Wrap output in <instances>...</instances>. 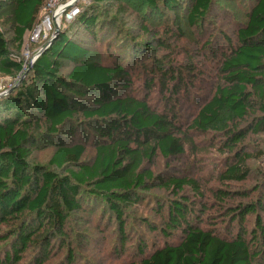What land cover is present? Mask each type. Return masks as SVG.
<instances>
[{
	"label": "trees",
	"instance_id": "obj_1",
	"mask_svg": "<svg viewBox=\"0 0 264 264\" xmlns=\"http://www.w3.org/2000/svg\"><path fill=\"white\" fill-rule=\"evenodd\" d=\"M117 1L93 0L77 23L99 40L93 31L92 4ZM140 1L147 8L161 10L163 17L171 12L174 22L185 14L189 24H197L212 5V0ZM254 1L236 42L222 57L212 96L197 108L187 130L173 115L156 111L145 99L125 92L131 84L121 61L87 60L88 50L65 29L40 48L46 46L30 63L27 79L14 95L0 101V247L5 248L0 264H17L29 250L34 264L45 260L51 240L65 235L68 218L80 210L83 192L104 203L122 233L125 210L147 202L151 195L146 193L156 187L174 195L163 203L156 201L155 209L164 236L176 231V240L147 253L146 244L140 243L139 259L126 264H264V205L260 200L227 205L232 191L216 190L222 213L231 214L239 228L235 235L223 236L200 225V214L182 193L190 189L199 195L195 179L175 175L163 179L147 168L158 156L166 160L184 154L185 142L194 147L191 134L212 133L219 138L218 148L231 156L217 173L219 183L248 178L246 161L252 155L243 153L239 145L249 134H264V0ZM45 2L0 0V22L10 28L15 51L37 23ZM175 31L180 32L179 26ZM146 49L152 50L150 45ZM15 51L0 31L1 75L19 78L24 72ZM67 63L71 68L63 74ZM155 66L167 77L163 65ZM74 134L80 141L64 140ZM88 142L94 155L85 163L81 158ZM43 143L55 145L48 163L60 174L31 163L32 150ZM260 157L264 159V145ZM248 214L256 217L250 231L244 227ZM145 225L150 226L149 221Z\"/></svg>",
	"mask_w": 264,
	"mask_h": 264
},
{
	"label": "rangeland",
	"instance_id": "obj_2",
	"mask_svg": "<svg viewBox=\"0 0 264 264\" xmlns=\"http://www.w3.org/2000/svg\"><path fill=\"white\" fill-rule=\"evenodd\" d=\"M254 4V0H212L204 18L197 24H189L185 14H180L179 21L174 22L170 20L171 12L163 17L161 10L147 8L140 0H118L117 3L103 2L98 6L92 4L90 12L96 17L93 31L100 35L99 40L88 36L77 23L80 15L89 8L70 19L64 16L58 26L55 25V30L65 29L70 38L88 50L87 60L91 62L112 64L121 61L129 72L131 84L125 92L145 99L156 111L173 115L178 125L187 130L197 108L212 96L220 75L222 57L236 42L237 31L246 23ZM46 14L49 12L42 9L36 24ZM177 26L180 32L175 31ZM0 31L8 40L10 49L15 51L13 34L4 22H0ZM36 33L35 25L25 33L20 50L15 51L24 63L21 76L15 78L0 74V101L17 92L23 79L28 77L30 58L54 35L31 40ZM102 35L107 38H102ZM149 45L152 50L146 51L145 47ZM157 64L163 65L167 77L160 73L155 66ZM70 68V63L65 64L63 74ZM190 137L194 147L185 142L184 154L166 160L158 156L147 168L163 179L171 175L195 179L199 195H194L190 189L182 193L189 197L200 214V225L223 236L235 235L238 224L230 219L231 214L222 213L223 204L217 201L215 192L221 188L232 191L233 197L225 201L227 205L257 200L264 205V159L260 157L264 134H249L239 145L243 153L252 155L246 161L250 169L248 178L226 184L219 183L217 173L228 164L231 156L218 148L219 138L212 133L191 134ZM64 140L67 143L80 141L77 134ZM54 150L53 144H41L32 150L31 163L60 174L61 170L48 163ZM93 155L94 148L88 142L81 160L89 163ZM147 194L151 195L147 202L135 203L125 210V226L120 233L114 217L103 208L104 203L91 200L83 192L80 210L68 218L65 235L51 240L49 255L40 264H126L139 259L140 243L146 244L147 253L166 242L175 241L176 231L164 236L163 223L155 209L156 201L163 203L164 199L174 195L171 190L157 187ZM261 216L264 217V212ZM255 218L254 214L246 216L244 227L247 231L254 226ZM146 221L150 226L145 225ZM4 250L0 247V257ZM32 257L29 250L17 264H34Z\"/></svg>",
	"mask_w": 264,
	"mask_h": 264
},
{
	"label": "built area",
	"instance_id": "obj_3",
	"mask_svg": "<svg viewBox=\"0 0 264 264\" xmlns=\"http://www.w3.org/2000/svg\"><path fill=\"white\" fill-rule=\"evenodd\" d=\"M91 1L93 0H46L43 9L47 13L49 12V14H46L42 21L35 24L37 33L31 37V40L38 41V38L41 36L46 39L48 35H53L55 32V25L58 26L64 16L66 19L73 18L76 14L81 12L85 6L89 5ZM39 52L40 49L32 55L30 63L34 61ZM27 56H29L28 52Z\"/></svg>",
	"mask_w": 264,
	"mask_h": 264
},
{
	"label": "water",
	"instance_id": "obj_4",
	"mask_svg": "<svg viewBox=\"0 0 264 264\" xmlns=\"http://www.w3.org/2000/svg\"><path fill=\"white\" fill-rule=\"evenodd\" d=\"M60 30L59 28H56L55 32H54V35L52 37V39L47 43V45L51 44V42L57 38L58 34H59ZM46 48V46L44 47V49ZM44 49L40 51V53H43L44 52Z\"/></svg>",
	"mask_w": 264,
	"mask_h": 264
}]
</instances>
